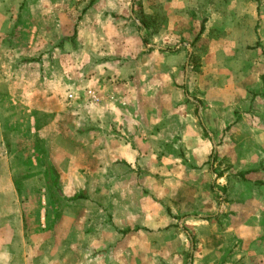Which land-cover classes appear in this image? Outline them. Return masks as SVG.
<instances>
[{"label": "crops", "instance_id": "obj_1", "mask_svg": "<svg viewBox=\"0 0 264 264\" xmlns=\"http://www.w3.org/2000/svg\"><path fill=\"white\" fill-rule=\"evenodd\" d=\"M0 264H264V0H0Z\"/></svg>", "mask_w": 264, "mask_h": 264}, {"label": "rangeland", "instance_id": "obj_2", "mask_svg": "<svg viewBox=\"0 0 264 264\" xmlns=\"http://www.w3.org/2000/svg\"><path fill=\"white\" fill-rule=\"evenodd\" d=\"M70 36H72V35L70 34ZM4 47H6V46H4ZM54 48H58V45H56V46H52V45L51 46H45V50L46 51L44 53H41V55H39V57H35L36 56L35 55L34 57H30L28 59H24L23 63L24 62L28 63L30 68H37L35 64L38 63L37 61H39V68H43L44 70L55 68V70L66 71V73H64V74L67 75V72L69 73L71 70L73 71L76 68L75 64L78 62L77 60H79L80 58H77V60L75 59V60H71V61L68 59V57H64V58L63 57L62 58L59 57L58 59L55 58V63L56 64L53 66L52 65V60H53L52 51H53ZM42 57H44V58L42 59ZM20 62H22V61H19V63ZM71 76H69V77H71ZM60 78H62V77H60ZM53 79L54 78H52L51 80H53ZM58 79H59V77H58ZM60 85H63V84H60ZM61 88H62V90H64L63 89L64 87H61ZM64 95L65 94H63L62 98H64ZM52 110H54V109H52ZM67 110H68L67 107H63L62 111L68 112ZM49 114H51V113H49ZM16 191L18 193L19 192L21 193V190H19V189H17ZM54 192H53V195H55ZM31 194H32V192L30 193V195Z\"/></svg>", "mask_w": 264, "mask_h": 264}, {"label": "trees", "instance_id": "obj_3", "mask_svg": "<svg viewBox=\"0 0 264 264\" xmlns=\"http://www.w3.org/2000/svg\"><path fill=\"white\" fill-rule=\"evenodd\" d=\"M137 17H138V21H139L140 26H141V27H139V30L146 32L150 27L148 18L145 17L142 13H138ZM144 43H145V40H144ZM217 175H219V174H217Z\"/></svg>", "mask_w": 264, "mask_h": 264}]
</instances>
